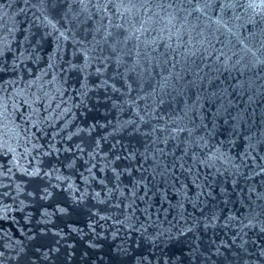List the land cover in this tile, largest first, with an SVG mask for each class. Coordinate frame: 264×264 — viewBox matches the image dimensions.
Returning a JSON list of instances; mask_svg holds the SVG:
<instances>
[{
    "label": "water",
    "instance_id": "water-1",
    "mask_svg": "<svg viewBox=\"0 0 264 264\" xmlns=\"http://www.w3.org/2000/svg\"><path fill=\"white\" fill-rule=\"evenodd\" d=\"M0 264H264L261 0H0Z\"/></svg>",
    "mask_w": 264,
    "mask_h": 264
},
{
    "label": "snow or ice",
    "instance_id": "snow-or-ice-1",
    "mask_svg": "<svg viewBox=\"0 0 264 264\" xmlns=\"http://www.w3.org/2000/svg\"><path fill=\"white\" fill-rule=\"evenodd\" d=\"M261 3L264 4V0H261ZM249 6H250V7H255L254 4H250Z\"/></svg>",
    "mask_w": 264,
    "mask_h": 264
}]
</instances>
